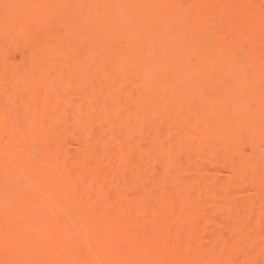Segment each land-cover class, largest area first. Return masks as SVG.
Listing matches in <instances>:
<instances>
[{
	"label": "rangeland",
	"instance_id": "obj_1",
	"mask_svg": "<svg viewBox=\"0 0 264 264\" xmlns=\"http://www.w3.org/2000/svg\"><path fill=\"white\" fill-rule=\"evenodd\" d=\"M106 1L107 0H17L16 2L15 0H0V12L2 14L0 15V41H7V44H5L4 48L1 49L2 52L0 51V78L5 76L4 66L5 64L7 65L6 61H11L18 55H22L27 50L26 48H28L30 44H34V42L32 41H37V39L42 36L48 37L58 34V26L61 20L59 19V16L48 18L42 25L30 27L28 33L25 34V36L28 35L27 37H25L20 32V34L17 33L22 28V24L24 23V21H29L30 18H32L33 11L41 10L48 5L54 4L61 6L62 15L64 17H71L73 14L79 12V20H84L88 23L91 22L93 13H96L101 17L98 18L90 28L79 29V25L82 24V21L81 24H79L80 22L78 23V29L71 38V44L66 45V47L69 49V53H67L66 51L64 52L61 49H53L49 51L48 54H46L48 57V61L49 59H52L54 61L61 62L66 66V68L60 67L55 68L54 70L48 68L46 70H35L28 67L16 72V75L23 78H29L34 75L39 81L38 83H44L46 87L39 88V91L42 89V92H38L37 89H33L32 92L28 91L24 97L25 99H30V101L22 106H17L16 108H14L8 117L0 116V128L11 122L14 128L20 129L26 134H28L29 132H34L36 130V127L27 122H22L21 118L23 116H32L34 112L40 113L45 118L49 115L47 112H50V110H52L53 108L58 109V112H56L58 113V117L61 116V119L65 120L68 123L70 122L72 126L86 123L88 124L86 125L87 128L95 126V130H87L86 132L78 130L70 131H73L69 136L72 144L67 147L64 153V157L68 161L67 164L69 163L68 165H70V163L71 165L77 164L76 160L78 162V157H81V155L84 156L85 154V156H87V154L91 152V150L88 148H82V145H84V143L89 138L95 137L97 138V140H99V137L103 136L104 133L109 134V132L112 130H114L112 131V133L117 132L118 140L114 141L113 139V141H111V143L106 146L99 145V148L96 150L97 156H105V158L106 156L113 157L114 162H111L114 163L113 165L106 161L103 162L102 160L100 161L97 170L86 173L85 175H83V177L81 176L82 178L80 177L79 180L67 183V185L65 186H62L59 183L55 184V187L59 190L69 187V190L67 193H65V196L69 198L76 197L80 200L83 199V202H90L92 201L90 199H94L95 196H97V198H103L104 196H107L105 194V191L106 189L108 191L109 188L112 189V187H109L110 185L113 186V184L119 183L132 185L133 183L139 182V180L134 178L133 174H129V177L126 179H124L122 175H126V172L130 171L136 165L144 167L145 164H147V158H149L150 156H156L153 157L154 160H157L158 157H160L158 158V160H161L163 157L164 159L171 158L177 163L175 167L170 168L169 165L166 164L167 167L164 165L163 169L147 171L142 176L143 178H140V181L145 178V180L148 181L159 180V182L166 181L168 183L171 180L173 181L174 185H169L166 182V184H164L162 182L164 185L149 189L150 197L148 200H144L140 197H134L132 199H122L119 203V207H125V205L135 206L142 207L146 212L149 213L152 210L161 213L163 207L165 208L167 205H172L171 200L174 199L172 197L176 196V194L178 193V189H180L179 187L181 186H179V184L184 183L185 180L186 182L190 181L192 183L193 181L197 182L198 180V184H200V186L196 184V189L198 191L195 192V196L193 195L195 197V201L192 205L194 213L196 212L195 216H199V218L201 216L204 220H209L211 218L210 220L217 221L222 225H227V223H229L230 228L226 230L227 232L223 233V237L218 245L216 244L213 247L207 249L205 248V250H202V252L197 255H184L183 260L186 262L188 258H197L205 262L207 260H211L212 262L216 263L226 255L232 256L235 254H241L242 259L240 260L242 262H239H241L242 264H264V259H251L247 254L243 252V249L241 248V242H243L244 246H247L248 243L250 247H254L255 244L257 245L255 246L256 248L262 247L263 244L260 243H262L261 237L264 235V221L260 219L261 217H257L258 219L251 218L253 219V221H249V223L251 222L249 225L250 230L242 234L236 232L234 224H232L233 221L231 220V217L233 219V217L238 218L239 216H247L249 210H264V198L260 194L261 192H263L261 191L263 190V188H261V185L259 183V179L264 175V151L258 152L259 149L257 150L256 146V143L257 145L260 142L264 143V138L261 137L263 135L262 130L264 129V99L262 98L264 95V80H262L258 76V71H255L257 73L256 74L253 70L250 73V76L247 78L248 80H250V83L248 85L245 84L246 74L240 68L243 67L244 63L246 62L244 61L245 58H243L242 61H237V63H234L236 61L233 60L234 62H231L229 65H219L218 63V61L226 59L230 53H233L234 50L238 47H241L242 44H249L248 42L251 40H258L264 43V15L259 21H257L258 19L248 20V18L247 21H245L244 24L241 25V27H239L238 25L234 26L233 29L231 28L232 30L230 29L231 31L225 32V38L221 33L223 28H221V31L219 30L222 25L219 27V23H217V21L215 22L217 23L218 31L216 28V23H213V19V22H210L209 19L205 17L204 19H202V21L194 23L195 17L197 16V18L199 19L201 12H203L204 9L215 10V8L222 9V7H224L225 10H227V15L222 14V16L225 17L223 19H226V17L229 15V9L231 12L233 8L238 9L243 4V6H245L244 2L246 0H191L187 3L183 2L182 4L180 3L181 5H179L180 12L182 13V15L183 12L186 13L191 18L190 21L193 27L196 25L193 28L194 30L192 29L188 37V35H182L177 32H173L172 22L169 19L165 18L163 22L159 23L157 21V23H155V20L150 17V14L154 7V3L159 0H136L137 4L130 12V15L133 16L134 19L137 18V21L135 20L134 25L127 23V19L123 20L127 16L126 13L129 14L127 8L130 6H127V4H129L131 0H129V3L127 1L126 5L124 4V0L123 2L120 0H116L117 4H119L115 8L117 9L115 10V16L112 13L111 18L113 20H110L111 18L108 17L110 18L108 19L109 21L107 20V18H105L104 15L107 13V6L105 4ZM180 1L181 0H179V2ZM259 2L260 0H248V2H246V4L248 5V10L250 11V9L252 8L255 9L257 3L259 4ZM103 16L107 21L102 19ZM147 19L152 21H147ZM197 24L202 26H198ZM17 25L19 26V29ZM15 26L18 29L17 31L15 30ZM169 31H171L172 34L174 33L175 36L172 35V38H176L177 43L175 48L172 50L170 49V51L168 52L166 61L162 62L163 58L165 60V57H161V55L163 56L162 53H164V49H166L168 46L165 39L167 33H170ZM117 32H119L118 36H116ZM157 32L165 34V39L164 41L158 40L157 43L159 44L156 43L155 46L152 45L151 48H148L149 50L151 49V51H154L156 50L154 49L156 47L158 50H156L155 53L157 52V54H152L153 57H151V59L155 56H159L161 59H158L162 62L161 64V62L158 61V59L155 57V63L157 61L158 63H154L155 66L153 69L150 68L144 72L133 69L130 66V61L128 62V60L133 58L131 57V54L135 51L133 47L129 52L123 50L121 51V56H119V61L121 62V64L120 62H118L115 66L95 64L97 54H102L105 51L106 47H108L110 44H114L116 40H119L123 44H128L132 39L133 41H136L140 39L141 36H146V39H148V37L154 36L152 34H156ZM149 50L148 53L150 52ZM161 50H163V52ZM14 54L16 57L14 56ZM199 56L203 58L204 63L199 64L196 62V59ZM192 59L195 60V63L192 62ZM252 59L256 62V64L264 65L260 63H264V53L260 54L259 52L254 51L252 54ZM171 60L174 63L182 62V64L180 67H173L172 71L169 72L166 69L168 65H174V63L170 62ZM86 69L93 71L92 73L94 75L96 74V76L98 74L97 78L99 79H101V76L106 77L108 80H110L109 86L112 88L108 87L107 84L106 86H103L99 81H89L84 83L80 80L71 81L67 79V74L69 75V73L71 74L73 71H85ZM70 70H72V72ZM202 72H208L209 75L208 73L202 74ZM196 73L198 75L201 74L205 76H210V73L211 75L214 74V78L210 79L211 82L209 81L211 85L196 87L194 85L195 82H193V80L195 81V76L197 75ZM159 78L160 80L162 79V81L163 79L166 80L168 86L165 87L157 85ZM126 81H134V88H127V86L123 83H127ZM224 82H227V84H223ZM1 87L0 100L2 102L6 103L8 101L7 103H9L16 99L15 97L17 96L15 95V88L12 89ZM148 94H151V97H148ZM91 95H100L103 99L113 98L114 100H119V103L122 102L121 100L123 99V102L120 104L125 103L124 100L126 99L127 104L126 106L125 104H123L125 106L123 108H127V110H125V112L114 111V114L117 116L116 122L106 123L104 121L105 112L102 108L88 103L85 105L81 104L85 100L83 99L84 97L88 98L91 97ZM248 95L256 98L255 100H257V104L255 109L257 113L254 116L252 115L245 118L243 117V115H241L243 113V106L241 104L243 102V99L248 97ZM64 97L66 99H77V101L75 102V106L70 108V110H68L67 112L63 111L66 110L65 104L57 100L58 98ZM179 97L180 99L184 98L183 100H185L181 107L173 110H169L168 108H166L164 104L165 102L173 103L174 100H180ZM224 98L225 103L228 102V105L222 103V99ZM62 112H64L65 114L63 113L64 115H62ZM210 113L212 115V118H214L215 120L213 119V124H207V127L205 126V124L200 125L201 128L200 126H197L199 129L197 127L196 129H194V127L192 126H183L177 133H174L173 131L172 133L168 129L170 122L174 125L175 123L176 125L180 123V116L182 117L181 122L183 121V118L188 119V117L189 119L193 120L190 117L192 116L194 118L195 115L197 116H195L194 119L201 118L200 120H203V117H208ZM129 114H131V116H129ZM132 114H135V117H133ZM138 114L142 117V121L145 120V123H147L146 125L142 126V123L139 124L141 122L139 118L141 117ZM17 115L19 116V120L16 123L14 122V120L17 118ZM178 115L180 116L178 117ZM234 116H237L238 118H234ZM165 117H167V119ZM136 120H138V122ZM153 122L158 124L157 128L149 127V123L153 124ZM244 126L246 128L248 127V129H251L248 132L251 134H248V136L246 134V136L244 137H237L232 133L235 128L239 127L241 129ZM106 129L108 132L106 131ZM194 130H196V132ZM199 130H204L203 132L206 133L209 132V134L213 135V137L217 138V140H220L223 143V146L221 145L216 151L214 149L215 154L212 157L208 155L195 156V154L191 155V153L188 154V152H186L189 146L193 144L194 141H196L195 134H197V131ZM139 132L140 134L145 133L148 136L147 142L140 143L138 141ZM99 133L101 134V136H99ZM135 134L137 135V137L136 139H133V137H135ZM62 136L63 134H61V138ZM246 140L248 141V143ZM243 141L244 143L246 141V143L249 145L251 144V148L249 145L247 146V144H245L247 146L245 149V153L239 152L238 150L239 145H241ZM207 142V147L209 145L211 146L212 143L211 141L206 139L203 142V144L205 143V148H207L205 146ZM131 144L134 147L136 146V148H143L141 152H144L143 154L145 155L141 153V156L143 155L146 158V163L144 162L145 158L143 156L142 157L144 158V160L141 156L130 155L127 149L126 150L128 154L125 150V155H119V149H121L123 146L131 147ZM171 145H173V148L175 146V150L172 149V152L169 153L168 151ZM205 153L207 154V151ZM167 154H169V156H167ZM83 156L81 157V159L79 158V163H81V160H83V158L85 157ZM70 157L72 158V160H69ZM76 157L77 159L75 160ZM215 159L231 160L230 162H233L231 163V165L233 164L232 166H234L235 171H233L232 166V171H230L229 167H223L220 165L219 167L217 166L216 171H214L215 169H213L214 166L212 167V169H209V167H211L210 162ZM6 160V154L3 151H0V167L4 165ZM71 161L74 162L72 163ZM58 162L60 161L58 160ZM255 167L261 168V170L263 171L261 176L253 177L252 170H254L253 168ZM202 169L204 170V172ZM196 170H201V172L197 171V173ZM3 172L4 171H1L0 174H3ZM25 172L27 175L25 178L18 180L19 185L29 189H36L43 185L45 175L40 166H38L36 169L25 170ZM200 173L202 176L200 175ZM247 174L251 175V181L249 182L253 183L254 181L256 184H254L255 189L253 191H249L248 193L244 189L242 191L243 187L241 186L243 184V181L246 179L245 177L249 179V175L247 176ZM197 177L198 179H196ZM201 182H203L202 186ZM213 186H215L216 188L221 187L222 190H229L232 195L225 199V194L227 192L224 193L225 191H223L224 196L221 195L222 200H220L221 198L218 197L220 199L217 200L215 206L213 205L215 208L211 206V209L209 207L206 208V205L203 204V200L205 199V196L203 195H206L207 193L210 196V193L212 192L215 194V196H217V193L213 191V189L215 188ZM252 186L253 185H251V187ZM90 187H92L93 189L91 190ZM262 187L264 186L262 185ZM216 188L214 190H216ZM219 195L220 193L218 192V196ZM228 195L229 194H227V196ZM165 201L166 203H164ZM27 202L28 197L26 193L23 191H19L14 195L8 197L7 208H20V206L22 207V205L27 204ZM222 208H224L225 210L223 212L226 218L221 217L220 215L217 216L223 210ZM175 209L180 211L185 209V207L178 204L175 206ZM263 212L261 215L264 214ZM195 216L193 217L197 218ZM90 217L91 218L89 220L87 219L86 221H75L76 228L82 232L88 230H90L89 232H91V230L93 231V229L101 230L102 228L100 226H104L106 222L104 218L105 216ZM90 221L92 224H99V228H96L97 225H94L95 228L93 227V229H89V227H91L88 224ZM20 226L19 227L23 229L25 227L31 229L36 227L35 223L31 220H24ZM19 227L18 229H20ZM232 228H234L233 230L235 232L232 230ZM18 229H13L6 232L3 238V242L0 246V250L8 251V245L16 241V239L18 240L19 237L23 238V236L20 235V232L22 234V230L19 231ZM166 231L168 233L172 232L170 229H167ZM23 233L25 235L24 231ZM252 233H254L255 237L258 235L256 238L257 240H252L253 238L255 239ZM203 238V233H197L194 236V240L196 242H202ZM244 242L246 243V245ZM250 242L251 244H249ZM253 243L254 246H252ZM162 247V242H151L149 244V250H144L135 254V256L132 257L131 261H146V258H148L151 253L159 251Z\"/></svg>",
	"mask_w": 264,
	"mask_h": 264
},
{
	"label": "bare ground",
	"instance_id": "obj_2",
	"mask_svg": "<svg viewBox=\"0 0 264 264\" xmlns=\"http://www.w3.org/2000/svg\"><path fill=\"white\" fill-rule=\"evenodd\" d=\"M15 1L17 2V0ZM19 1H29V0H19ZM120 1L123 2V0H120ZM127 1L129 3V0H124L125 5ZM189 1L191 0H181L180 2L179 0H159L154 3L155 8L153 7L150 17L153 20H155L154 21L155 23H157V21L161 23L165 20V18L169 19L172 22L173 32H177L182 35H188L189 37V34L191 33L192 29L196 25L194 24L195 26L193 27L190 21L191 18L184 12L182 15V13L179 10L180 9L179 5H181L183 2L187 3ZM246 2H248V0L244 2L245 6H243L244 5L243 4L238 9L233 8L231 12L229 9L228 11L229 15L226 17V19H223L225 17L222 16V14L227 15L226 13L227 10H225L224 7H222V9L215 8V10L213 9L205 10L204 9V11L202 10L203 12L200 11L201 15L199 19L197 18V16L195 17L194 23L202 21V19H204L205 17H207V19H209L210 22H213L214 20L213 23H216L215 21H217V23H219V27L222 25V27H220L219 30L221 31V28H223L221 33L226 38L225 32L231 31L233 27L237 25L241 27V25L244 24V22L247 21L248 18H249L248 20L258 19L257 21L262 19V16L264 15V0H260L259 4L257 3L258 6L257 5L256 7L254 6L255 9L249 8L250 11L247 8L248 5L246 4ZM105 4L107 6V13L104 15H105V18H107L108 20L112 17V13L115 16V10H117L115 8L116 6H118L119 3L117 4L116 0H107ZM136 4H137L136 0H131L130 3L127 4V6H130L127 8L129 11V14L126 13L127 16L125 15L126 18L123 19V20L127 19V23H130L131 25H134L135 20L137 19V18L134 19V17L130 15V12L133 10ZM0 15H2L1 12H0ZM55 16H59V19H61L59 22L57 35L48 36V37L42 36L39 39H37V41H32L34 42V44L33 45L30 44L28 48H26L27 50L25 52L23 51L24 53L22 55H18L16 57L14 54L16 58L15 59L10 58L12 59L11 60L12 62L8 61L9 62L8 63L6 61L7 65L5 64L4 66L5 76L0 78V87L2 85L1 88H12V89L15 88V92H16L15 95L17 97H15L16 99L9 103H7L8 101L4 103L0 100V116L1 117H8L14 108H16L17 106H22L26 104L27 102H29L30 99L28 98L25 99L24 97L28 91L32 92L33 89H37L38 92H42V89L39 91V88L46 87L44 83L43 84L38 83L39 81L36 79V76L34 75L29 78H23V77L16 75V72H18V70H22L28 67L35 69V70H39V69L46 70L47 68L54 70L55 68H60V67L66 68V66L62 64L61 62H57L52 59H49L48 61L47 60L48 57L46 54H48V52L53 49H61L64 52L66 51L67 53H69V49L66 47V45L71 44V38L73 34L77 32V29H78L77 25L81 24V21H82V24L79 25L80 26L79 29L90 28L92 27L93 23L98 18H101L98 14L93 13L91 17V22L88 23L87 21L79 20L80 19L79 12L76 14H73L71 17H64L62 15L61 6L51 4V5L44 7L41 10L33 11L32 18H30V20L28 19L29 21H24V23L22 24V28L20 27L21 31L19 30L17 33L20 32L25 36V34L28 33L30 27L42 25L48 18L55 17ZM102 19H104V16L102 17ZM104 20L107 21L106 19ZM110 20H113V19L111 18ZM148 20L149 19H147V21ZM149 21H152V20H149ZM217 23H216V28L218 31ZM198 26H202V25H198ZM17 27L19 29L18 25ZM17 27L15 26L16 29L14 28L16 31L18 30ZM169 32L170 33H167L166 35V39L164 37L165 34L161 32H157L156 34L155 33L152 34L154 36L150 35L151 37H148V39H146V36H141L140 39L136 41H133L132 39L131 41H129L128 44H123L119 40H116L114 44H110L108 47H106L105 51L102 54L100 55L97 54L95 64L104 65V66H110V65L115 66L117 65L118 62H120L119 56H121L120 55V53H122L121 51L123 50V51L129 52L133 47L135 49V51L131 54V57L133 58L128 60V62L130 61V66L133 69L144 71V72L150 68L153 69L155 66L154 65L156 61L155 59L156 58L158 59L160 57L155 56L156 58L154 57L152 58L153 59L152 60L151 59V57H153L152 54H157V52L155 53V51L158 49L155 47L154 49L156 50L151 51V49L149 50L148 48L149 47L151 48L152 45L155 46L158 40L164 41L165 39L168 46L167 48L165 47L166 49H164L165 51L164 53H162L163 56L161 55V57H165V60L163 58L162 62L166 61L167 59L166 56H168V52L170 51V49L171 50L174 49L177 43L176 38L175 39L174 37L172 38V35L175 36L174 33L172 34L171 31ZM118 35H119V32H117L116 36ZM27 36L28 35H26L25 37ZM6 42L5 40L0 41V51L2 48H4V45L7 44ZM248 43L249 44H246V45L240 44L241 47L236 48L234 52L230 53L226 59H223L222 61H218L219 65L221 64L229 65L231 62L233 63L234 61H236L234 63H237V61H240V60L242 61L243 58L247 59V60L244 59V61L246 62L245 63L243 62L244 63L243 67H240L242 71H244V73L246 74L245 84L247 85L250 83V80H248L247 78L250 76V73L253 70H254V73L258 71L257 72L258 76L262 80H264V65H258L252 59V54L254 51H257L260 54L264 53V43L258 40L257 41L251 40ZM148 50L154 53H150V52L148 53ZM161 51L163 52V50ZM158 61L161 62V60L159 59ZM158 61L156 63H158ZM194 61L195 60L192 59V62ZM170 62L174 63L172 60ZM196 62L199 64H202L204 63V60L202 57L199 56L197 57ZM260 63L264 64L263 62H260ZM181 64L182 62L174 63V65L169 64L166 69L169 72H171L173 67H180ZM257 65L260 67H258ZM70 71L72 72V70ZM92 72L93 71H90L87 69L85 71L79 70L75 72L73 71L71 74L69 73V75L67 74L66 76H67V79L71 81L80 80L84 83L89 82V81H99L101 82L103 86H106L107 84V86L110 87L109 86L110 80H108L106 77H103V76H101V79H99L97 78L98 74L96 76V74L94 75ZM203 73L204 72H202V74ZM205 73H208V72H205ZM208 75L205 76V75L197 74L196 75L197 77L195 76V81L193 80V82L196 83V84L194 83V85L196 87L211 85L210 79L214 78V74L211 75L210 73V76ZM161 81L162 79L160 80L159 78V81H158L159 84L157 83V85L165 86V87L168 86V83L166 82V80L163 79V81L162 82ZM126 82L127 83L125 82L123 83L127 86V88L128 87L134 88V83H133L134 81H126ZM223 84H227V82H224ZM94 96L93 95H91V97L87 96L88 98L82 97L85 100L81 104L85 105L88 103V104L95 105L96 107L102 108L105 112L104 121L106 123L116 122L117 116L114 114V111L125 112V110H127V108H123L127 104L126 99L124 100L125 103H123L125 104L124 106L123 104H120L123 102V99L121 100L122 102L119 103L118 102L119 100H114L113 98L103 99L101 98L100 95L98 96L96 95L95 97ZM148 97H151V94ZM262 98L264 99V95ZM75 99L76 98L66 99L64 97V98H58L57 100L65 104L66 110H63V111L67 112L68 110H70V108L75 106V102L77 101V99L76 100ZM183 99L184 98L180 100H174L173 103L165 102L164 104L166 108H168L169 110H173L183 105L185 101ZM255 99L256 98H253V96H250V95H248V97L243 99V102L241 104L243 106V113L241 114L243 115V117L246 118L252 115L254 116L257 113L255 109L257 100ZM222 100H223L222 103H225L224 101L225 98ZM225 104L228 105V102ZM56 112H58V109L53 108L52 110H50V112H47L49 115L48 117H45V118L38 112H34L32 116H23L21 118L22 122L23 121L27 122L36 127V130L34 132H29L28 134L24 133L20 129L14 128L11 122L7 123L6 125L0 128V151H3L7 156L6 162L4 163L2 167H0V172L4 171L3 174H0V246L3 242V238L6 232L13 230V229H18V227L21 225V223L24 220H31L36 225V227L32 229L26 228V227H25L26 229L25 228L23 229V228H20L21 226L19 227L20 229L18 230L19 231L22 230V234L20 232V235H22L23 238L19 237L18 240L16 239V241L8 245V251L0 250V264H184V263H189V264H239L240 263L242 264L241 263L242 261L240 260L242 259L241 254L240 255L235 254L232 256L226 255L222 257L220 261L216 263L212 262L211 260H207L205 262V261L199 260L197 258H192V257H190L192 259L188 258L186 262L183 260L184 255H187V254L197 255L200 252H202V250H205V248L207 249V248L215 246L216 244L218 245V243L221 241L223 237V233L227 232L226 230L230 228L229 223H227V225L225 224L222 225V224H219L217 221L210 220L211 218L209 220L208 219L204 220L201 216L200 218L199 216H195L196 212L194 213L192 205L195 201L194 194L195 192L198 191L196 189L197 185L200 186V184H198V180L197 182H194L192 180L193 183L190 181L186 182L185 180L184 183L179 184V186L180 185L181 186L179 187L180 189H178L179 191L176 194V196L172 197L174 198L172 199L173 201L171 200L172 205L168 206L166 204L167 206L165 208L163 207V210H161L162 211L161 213L158 211H154V210H152L149 213V212H146L142 207L126 206V205L125 207H121V206L119 207V203L122 199H132L134 197H140L144 200H148L150 197L149 189L157 188V187H160L166 184L167 183L166 181L164 182L162 181L164 183L163 184L161 181L159 182V180L148 181V180H145V178L140 181V178H143L142 176L147 171L163 169L164 165L167 167L166 164H168L170 168L175 167L177 163L169 157H168L169 159L167 158L164 159L163 157L161 160H158V158H160L158 157L157 160H154L153 157H156V156L147 155L150 157L147 158V164H145L144 167L136 165L130 171L126 172V175H122L123 178L126 179L129 177V174H133L134 178L139 180V182L133 183L132 185H127L125 183L113 184V186L110 185L109 187H112V189L109 188L108 191L106 189L105 194L107 196H104V197L102 196L103 198H97V196H95L94 199H90L92 201L83 202L84 201L83 199L80 200L79 198H76V197L69 198L65 196V193L68 192L69 187L59 190L55 187V184L59 183L60 185L65 186L67 185V183H71L75 180H79L80 177L81 176L83 177V175H85L86 173L97 170L100 164V161L102 160L103 162L105 161L109 162L111 165L114 164V163H111V162H114L113 157L106 156L105 158V156H97L96 150L99 148V145L106 146L109 143H111L113 139L114 141L118 140V133L117 132L112 133V131L114 130L111 129L112 130L110 131L111 134L110 132L109 134L102 133L103 136H101V134L99 133L100 134L99 136H101L99 137L100 138L99 140H97V138L95 137L89 138L84 143V145H82V148H88L91 150V152L88 153L87 156H85L86 155L85 154L84 155L85 157L81 155V157L82 156L84 157L83 160H81V163H79L80 162L79 160L81 159V157H78V162L76 160L77 159L76 157L75 160L77 164L71 165L70 163V165H68L69 163L67 164L68 161L65 159L64 153L67 147L72 144V141L69 138V136L73 131L72 132L70 131L78 130V131L86 132L87 130H95V126L87 128L86 127V125H88L87 123L86 124L79 123L80 125L72 126L70 122L68 123L65 120L61 119L62 118L61 116L58 117V113ZM63 113L64 112H62V115L65 114ZM129 116H131V114H129ZM179 116L180 115H178V117ZM133 117H135V114L133 115ZM165 118L167 119V117ZM190 118H192L193 120L189 119L188 117V119L183 118V121L181 122L182 117L180 116L179 120L180 119L181 120H180V123L177 125L176 123L174 125V124H171L170 122V125L168 126L169 131L170 132L173 131L174 133H177L183 126H188V127L192 126L194 127V129H196L197 126H200L203 124H205L206 126L207 124L209 125L210 123L212 124L214 123L213 122L214 118H212L211 113L209 114L208 117L207 116L203 117V120H200L201 118L194 119L192 116ZM234 118H238V117L234 116ZM139 119L141 120V122L139 121L140 122L139 124L142 123L143 124L142 126L147 124L145 123V120L142 121L143 120L142 117ZM18 120H19V116L17 115V118L14 120V122L17 123ZM136 121L138 122V120ZM150 124L151 123H149V127L151 128L158 127L157 126L158 124H156L155 122H153V124L151 125ZM245 126L242 127L241 129L239 127L235 128L232 133L237 137H244L246 136V134L248 136V134H251V133H248L251 129H248V127L246 128ZM200 130L197 131V134H195L196 141H194V143L191 144L189 148L187 147L188 149L186 152H188V154L191 153V155L195 154V156L196 155L197 156L208 155L212 157L215 154L214 149L216 151L221 145L223 146V143L220 140H217V138L213 137V135L209 134L208 131H207L208 133H206V132H203L204 130L203 131H200ZM263 130H262L263 135L261 133L260 134L262 135L261 137L264 138ZM194 131L196 132V130ZM61 134H63L62 138H61ZM134 136L135 137L132 136L133 139H136L137 135L135 134ZM147 137L148 136L145 133L140 134L139 132L138 141L140 143H145L148 141ZM214 138L217 140V142ZM206 139L212 142L211 146L209 145L208 147H207L208 142L206 143L205 146L207 148L204 147L205 143L203 144V142ZM246 141L245 143L243 141V143L239 145L238 147L239 152L245 153V149L249 145L247 144L248 141L247 143ZM245 144H247V146ZM173 145L170 146V149L168 151L169 153H171L172 149L175 148V146L173 148ZM256 146H257V150L259 149L258 152L264 151L263 142L258 143V145L256 143ZM126 149L128 150L130 155L141 156V153L142 154L144 153V152H141L143 148L142 149L136 148V146L134 147L131 144V147L123 146L121 149H119L118 150L119 155L122 156L125 153ZM206 151H207V154L205 153ZM167 156H169V154H167ZM57 159L60 162H58ZM69 160H72V158L70 157ZM145 161H146V158L144 162ZM230 161L231 160L215 159L210 162L211 167H209V169L210 168L212 169V167L214 166L213 169H215L214 171H216L217 166L219 167L220 165L223 167H229L230 171H232L231 169L233 167V171H235L234 166H232L233 164L231 165V163L233 162H230ZM38 166L41 167L45 175L42 186L36 189H29V188H26L18 184V180L26 177L27 174L25 170L36 169ZM253 169H254L252 170L253 177H259L262 175L263 171L261 170L260 167H255ZM197 171L199 170H196V172ZM199 172H201V170ZM248 175L249 174H247V176ZM245 178L246 179L243 181V184L241 186L243 187L242 191L244 189L248 193L249 191H253L255 189L256 184L254 181L253 183L249 182L251 181L250 179L251 175H249V179L247 177ZM196 179H198V177ZM259 180H260L259 183L261 185V188H263V190H261L263 192H261L260 194L264 198V195H263L264 187H262V185L264 186V175ZM203 182H201V186ZM167 184L174 185L173 181L171 180ZM251 185L253 186L251 187ZM219 188L217 187L216 190L213 189V191L217 193V196H215V194L212 193L211 191H210L211 192L210 196L207 193L206 195H203L205 196V199L203 200V204L206 205V208L207 207L211 209L212 207L215 208L214 206L217 200L220 198H221L220 200H222V196H224V193L227 192L225 194L226 196L225 199H227L230 195H232V193L229 190H225L224 188H223L224 190H222L221 187ZM90 189L92 190L93 188L90 187ZM19 191H23L26 193L28 197L27 204L22 205V207L20 206V208L19 207H15L14 209L7 208L8 197L14 195L16 192H19ZM223 191L225 192L223 193ZM218 192L220 193L219 196H218ZM227 194L229 195L227 196ZM164 203H166V201ZM178 204L183 205L185 209L180 210V211L176 210L175 206ZM222 209H223L222 211L220 209L221 212L217 216L220 215L221 217L226 218L223 212L225 210L224 208ZM216 210H217V207H216ZM259 211L260 210H255V211L249 210L247 216H242V217L239 216L238 218L233 217L234 220L231 217V220L233 221L232 224H234V228L236 232L239 234H242V233H246V231H249L250 230L249 225L253 221V219L251 218H257L260 216L261 217L260 219L264 221V216H263L264 214L261 215L264 210L263 211L261 210L262 212L261 211L259 212ZM90 216H101V217L105 216L104 217L106 220L105 225L100 226L102 228V229L100 228L101 230L93 229L94 225L95 226L97 225L96 228H99V224H92L90 221L88 223L91 226L89 227V229H93V231L92 230L91 232H89L90 230L83 231V232L79 231L75 226V221L77 220L86 221L87 219L89 220L91 218ZM187 216L189 219L187 218ZM193 216L197 217L198 219L194 218ZM249 221L251 222L249 223ZM234 228H232V230ZM167 229H170L172 232L168 233L166 231ZM23 231L25 232V235ZM197 233L204 234V238L202 242H196L194 240V236ZM252 234L254 236V233ZM257 236L256 237L254 236L255 239L253 238L252 240H257L256 239ZM261 240H262L261 241L262 243L260 244H263L261 248L259 247L256 248L255 246L257 245L255 244L254 246V243L252 246H254L255 248L250 247L248 243H247V246H244L243 242H241L242 243L241 248L243 249V252L247 254L251 259H254V258L264 259V235L261 237ZM151 242L153 243L162 242L163 247L159 251L151 253L149 257L146 258V261L145 260L131 261L132 257L135 256V254L142 252L144 250H149V244ZM255 243H258V242H255ZM249 244H251V242Z\"/></svg>",
	"mask_w": 264,
	"mask_h": 264
}]
</instances>
